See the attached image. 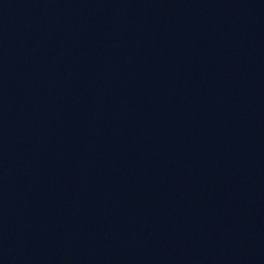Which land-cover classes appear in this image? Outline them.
<instances>
[{
    "label": "water",
    "instance_id": "95a60500",
    "mask_svg": "<svg viewBox=\"0 0 264 264\" xmlns=\"http://www.w3.org/2000/svg\"><path fill=\"white\" fill-rule=\"evenodd\" d=\"M174 264H264V157Z\"/></svg>",
    "mask_w": 264,
    "mask_h": 264
}]
</instances>
